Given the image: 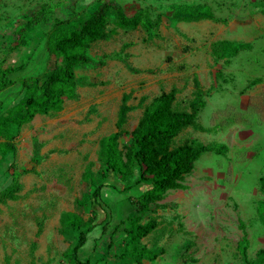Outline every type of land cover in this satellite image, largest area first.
Listing matches in <instances>:
<instances>
[{
	"label": "rangeland",
	"instance_id": "obj_1",
	"mask_svg": "<svg viewBox=\"0 0 264 264\" xmlns=\"http://www.w3.org/2000/svg\"><path fill=\"white\" fill-rule=\"evenodd\" d=\"M115 1L127 12L146 8L152 19L161 16L158 38L147 40L139 27L134 31L116 29L109 39L93 43L88 56L94 64L75 71L77 96L64 100L59 112L37 115L22 126L14 158L9 153L0 160V192L11 183L8 166L13 159L19 172L32 166L31 159L37 163L33 173L20 177L18 198L0 204V264H69L63 254L75 243L76 235L61 233L60 217L67 212L84 220L90 217L88 206L77 202L91 192V180L98 181L99 143L115 132L122 96L130 93L128 104L136 107L124 125L130 132L143 107L161 91L175 88V108L185 109L195 74L207 95L197 119L206 131L185 129L174 145L190 140L224 144L228 150L224 156L204 154L184 177L183 189L168 191L158 206L137 215L141 223L150 219L157 223L141 240L147 254L163 252L156 260L139 264H243L237 249L243 232L249 263L260 264L264 222L257 208L264 201L259 184L264 176V21L259 6L264 0ZM90 4L89 0H0V70L15 69L9 75L13 84L0 91V111L22 98L20 78L42 75L52 68L44 38L52 16L65 18L71 9L89 12ZM197 4L208 5L223 21L168 20L176 6ZM43 5L60 9L22 29ZM223 39L251 42L253 48L232 59L216 60L210 43ZM186 46L191 51L182 53ZM213 71L222 77L212 82ZM253 79L261 83L251 86ZM140 96L147 98L143 106H138ZM128 144L129 137L119 141L121 149ZM136 179L135 173L126 184L120 183V192L102 190L116 220L134 212L127 198L147 189L143 184L134 186ZM115 223L113 220L111 225ZM107 243V236L92 234L79 258L94 264H138L114 256L121 248L118 237L108 253Z\"/></svg>",
	"mask_w": 264,
	"mask_h": 264
},
{
	"label": "trees",
	"instance_id": "obj_2",
	"mask_svg": "<svg viewBox=\"0 0 264 264\" xmlns=\"http://www.w3.org/2000/svg\"><path fill=\"white\" fill-rule=\"evenodd\" d=\"M90 3L92 9L89 12L78 13L71 9L65 18L52 16V24L44 38L45 49L53 59V66L42 75L20 78L18 83L23 92L22 98L17 104L0 111V160L9 153L14 158L15 141L23 125L30 123L37 115L59 112L64 100L77 96L78 82L75 71L78 67L94 64L88 56V50L93 43L109 39L116 29L134 31L139 27L145 31L147 40L158 38L161 16L152 19L148 9L139 8L127 12L115 0H95ZM260 4L264 16V2ZM40 9L27 19V26L22 29H29L32 25L41 23L47 14L54 15L60 7L43 5ZM168 20L174 23L223 21L218 19L206 4L178 5L171 10ZM190 42L193 43L194 39H190ZM250 49L251 45L248 43L224 40L211 45V53L216 60H228ZM190 51L187 46L182 48V53ZM166 61L170 62V58L166 57ZM14 71L15 69L10 67L0 70V91L13 84L9 75ZM215 76L219 78L221 74L216 72ZM193 89V98L187 105L188 110L175 108V88L161 92L143 107L136 126L130 132L124 130V125L128 114L136 107L128 104L132 97L130 93L122 96L115 132L102 138L99 143L101 169L97 172L98 181L91 180V192L77 202L79 206H88L90 217L84 220L78 214L70 212L60 217L61 233L76 235L75 243L63 254L69 264H94L89 259L79 258V252L88 244L92 234L108 237L107 253L118 237L121 248L114 256L119 261L132 260L139 264L144 260L154 261L163 253L147 254L148 248L141 245V240L157 227V223L154 219L141 223L137 215L148 213L152 207L158 206L168 191L183 189L184 177L192 172L195 163L204 154L224 156L228 150L224 144H202L190 140L174 145V140L187 128L206 131L197 123V116L205 103L203 90L196 79L193 80ZM146 99L141 97L138 106H143ZM123 137H129V144L121 149L119 141ZM36 163V160L31 159L32 166L19 172L13 159L8 166L11 183L0 192V204L18 198L21 191L20 177L33 173ZM135 173L137 179L134 186L143 184L147 189L136 196L128 197L127 203L134 212L116 220L115 211L103 198L102 190L108 188L120 192V183L126 184ZM259 184L264 192V176L259 179ZM125 188H131V185H125ZM257 211L264 222V201L259 203ZM113 220L116 223L111 225ZM39 234L40 229L36 237ZM34 247L33 242V250ZM247 247L248 240L243 232L237 246L243 264H250L246 254ZM258 255L260 264H264L263 252L259 251Z\"/></svg>",
	"mask_w": 264,
	"mask_h": 264
},
{
	"label": "crops",
	"instance_id": "obj_3",
	"mask_svg": "<svg viewBox=\"0 0 264 264\" xmlns=\"http://www.w3.org/2000/svg\"><path fill=\"white\" fill-rule=\"evenodd\" d=\"M89 1H95V0H89ZM260 14H261V20L264 21V16L262 15V13H260ZM258 20H260V18H258ZM202 21L215 22V21H210V20H202ZM198 22H201V21H198ZM198 22H191V23H198ZM261 32H262V31H261ZM223 40H224V41H232V40H228V39H223ZM223 40H219V41H223ZM215 42H218V41H214V42L210 43V53H211V45H212L213 43H215ZM232 42H233V41H232ZM239 43H248V44L251 45V48H253V45H252L251 42H239ZM211 54H212V53H211ZM238 54H239V53H238ZM212 56H213V55H212ZM235 57H236V56H235ZM233 58H234V57H233ZM231 59H232V58H231ZM216 72H218V71H216ZM216 72H214V71L212 72V74H214V75L212 76V78H211V81H212V82L218 80V78H216V76H215V73H216ZM218 73L221 74L220 72H218ZM221 77H222V74H221ZM221 77H220V78H221ZM194 79H196L198 82L200 81L198 75H196V74L193 76V78H192V82H193ZM252 81H253V82L251 83V86H254V85L257 86V85H259V84L261 83V80H259V79H253ZM192 84H193V83H192ZM199 85H200V83H199ZM200 87H201V85H200ZM212 87H213V86H212V84H211V86H210L209 89L207 90L208 93L211 92V88H212ZM201 89L203 90V100H204V103H205V105H206L205 97H206L207 95H206V93H205V90H204L202 87H201ZM193 91H194V90H193ZM193 91H192V96H191V98L189 99V101L193 98ZM161 92H168V91H161ZM161 92H160V93H161ZM160 93H159V94H160ZM177 95H178V94H176V100H175V103H176V101L178 100V99H177ZM157 96H158V95H157ZM141 97H145V96H140V98H141ZM155 97H156V96H155ZM140 98H139V99H140ZM139 99H138V101H139ZM189 101H188V103H189ZM175 103H174V106H175ZM188 103H187V105H188ZM205 105H204V107H205ZM204 107H203L202 109H204ZM202 109H201V110H202ZM183 110H188V107L186 106V108L183 109ZM134 111H135V110H134ZM132 112H133V111H132ZM200 112H201V111H200ZM200 112H199V114H200ZM130 113H131V112H130ZM199 114H198V116H199ZM198 116H197V119H198ZM197 123L199 124L198 120H197ZM199 125H200V124H199ZM200 126H201V125H200ZM201 127H203V126H201ZM203 128H204V127H203ZM187 129H188V128H187ZM88 244H89V240H88ZM88 244H87V245H88ZM87 245H86V246H87ZM86 246H85V247H86ZM85 247H84V248H85ZM82 249H83V248H82Z\"/></svg>",
	"mask_w": 264,
	"mask_h": 264
}]
</instances>
